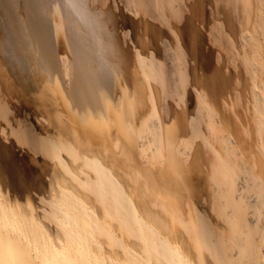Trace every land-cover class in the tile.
I'll list each match as a JSON object with an SVG mask.
<instances>
[{
    "label": "bare ground",
    "instance_id": "1",
    "mask_svg": "<svg viewBox=\"0 0 264 264\" xmlns=\"http://www.w3.org/2000/svg\"><path fill=\"white\" fill-rule=\"evenodd\" d=\"M43 1L0 0V264H264V0H199L188 90L164 0H137L140 19L97 9L121 20L111 32L100 0H58L59 23ZM222 19L233 36L254 25L250 129L222 106L235 76L208 40Z\"/></svg>",
    "mask_w": 264,
    "mask_h": 264
},
{
    "label": "rangeland",
    "instance_id": "2",
    "mask_svg": "<svg viewBox=\"0 0 264 264\" xmlns=\"http://www.w3.org/2000/svg\"><path fill=\"white\" fill-rule=\"evenodd\" d=\"M58 0H44L43 2V4L44 5H46V6H48V7H46V6H44L43 4V6H44V9H42V10H44V12H46V11H48L49 9L48 8H50L51 9V6L52 5H54L56 2H57ZM110 1H111V3H110ZM113 1V2H112ZM117 1V2H116ZM128 1V2H127ZM169 1V2H168ZM197 3H196V2ZM215 1V0H214ZM216 1H218V0H216ZM215 1V2H216ZM226 1H232V2H230V5L232 6V8H234L236 5V1H235V3H234V0H224V2L226 3ZM99 1H97L95 4H99L98 6L97 5H92L91 4V7H90V10L92 11V13H95V14H97V11H99V12H102V13H100L101 15H103L104 16V10H107V12H111L110 14H111V16L113 15V13H115L116 14V16H117V14H120L119 16H117V18H122V14H123V12L122 11H124V13H125V10L128 8V10H127V12H128V14L129 15H131V16H133V17H137V19L139 18H142V16H143V14H141L142 13V10H141V7L138 5V2H137V0H132V2L130 1V0H100V2L98 3ZM131 2V5L129 4ZM137 2V3H136ZM163 2L165 3V7L163 6L164 4H163ZM223 1L222 0H219L218 2H216V4H217V6L219 5L220 6V4H221V7H224L225 5H224V2L222 3ZM53 3V4H52ZM117 3V4H116ZM199 3V0H164V1H162V8H161V5L159 6V5H157V6H159V7H157V6H154V13L156 14V16L158 17V16H160V17H163L164 16V18H161L160 19V17L158 18L159 19V21H158V27L160 26V28H163L164 27V29H165V35H164V41L165 42H163L164 43V45L165 44H167V48L170 50V48H171V52L174 54H178V53H181V52H183V51H185V53L187 54H185L186 56V58L184 57V54H183V57H184V61H185V63L187 62L188 63V68H186L187 70H188V75L189 76H191V74H194V68H195V65H196V61H195V59L193 58V51L195 50V48H196V46L198 45L196 42H197V40L199 39V28H200V26L201 25H199V24H201V23H199L200 21H199V18H200V16H199V12H198V9L199 8H196V7H199V6H197V4ZM104 4V5H103ZM135 6H134V5ZM137 4V5H136ZM222 4L224 5V6H222ZM107 5V6H106ZM130 6V8L131 9H129V6ZM176 5V6H175ZM234 5V6H233ZM112 8L111 10H110V8ZM128 6V7H127ZM194 6H196V7H194ZM93 7V10L91 9ZM108 9H107V8ZM125 7V8H124ZM157 8V11H156V8ZM167 7V8H166ZM184 7V8H183ZM192 7V8H191ZM42 8V7H41ZM48 10H47V9ZM122 8V9H121ZM213 8V7H212ZM98 9V10H97ZM165 9V10H164ZM195 9H197V11L195 10ZM228 9H230V8H228ZM228 9H227V11L226 12H228ZM97 10V11H96ZM101 10V11H100ZM109 10V11H108ZM160 10V12L157 14V12ZM194 10V11H193ZM222 10H223V8H222ZM50 11V10H49ZM46 12V15L48 16L49 15V13L50 12ZM136 11V12H135ZM164 11V12H163ZM263 11H264V8H263ZM105 13V18L107 17L106 15L108 14V13ZM126 12V13H127ZM130 12H131V14H130ZM168 14H167V13ZM170 12V13H169ZM192 12V13H191ZM48 13V14H47ZM136 13V14H135ZM161 13V14H160ZM179 13V14H178ZM50 14H52V13H50ZM100 14H97V20L99 21V23H105V26H106V28H108L109 30H107V31H109V32H111V31H114L113 29H115V24H114V22H117L116 24L117 25H121L120 27H122V24H121V20H119V21H117V18H116V21H113V20H115V16L113 17L114 19L112 20L111 18V20H109V19H105L104 17H103V19H102V16L100 15ZM114 14V15H115ZM160 14V15H159ZM180 14H181V16H180ZM227 14V13H226ZM109 15V14H108ZM139 15H141V16H139ZM165 15L167 16V18L165 17ZM195 15H196V17H195ZM211 15V14H210ZM50 16H52V18H54L53 19V21L54 22H57L58 20H56V17L55 16H53V14L52 15H50ZM139 16V17H138ZM224 16H226V15H224ZM228 16V15H227ZM226 16V18L228 19L229 17H227ZM49 17V16H48ZM110 17V16H109ZM50 18V17H49ZM52 18H51V20H52ZM181 18V19H180ZM194 18V19H193ZM210 18V17H209ZM231 18V17H230ZM157 19V20H158ZM195 19H197L196 21H195ZM227 19H222L221 21L223 22L222 24H223V27L224 28H222L223 29V33L222 32H220L219 31V34H217V36H218V38H217V36L215 37V39L213 38V39H211V37L213 36L214 37V34L215 33H218V31L217 32H212L213 33V35H211L212 33H210L209 34V41H210V43L212 44L211 46L213 47L214 45H216V43L214 44V40H216V42H217V48H216V46H214L213 47V49L214 48H216L215 49V55H217V56H215L216 57V59H217V61H219L217 64H219L218 66H222V68H223V72H224V74L227 76V75H229L230 77L231 76H235V77H233V79H232V82H233V86H232V88L230 89V91L229 92H227L226 94H225V96H224V101H225V104H223L222 106H223V109L225 110V112H227L226 114L228 115H232V117H235L236 119H238L237 121L238 122H241L242 124H243V126L244 127H248V125H250V127H248L249 129L252 127L251 126V120H253V119H250V116L252 115V117L251 118H253V115H254V107H252V106H254L253 104H254V97L252 96V94H251V89H250V86L248 87V85L246 86V82L247 81H245V79L247 80V77H245V76H251V72L249 73L248 71H244L245 70V68H242V66H243V56L245 55V53H246V51L247 50H249V48H250V46H249V39H251V35H253L254 36V25L252 26V25H250V26H246V25H243V24H240V23H238L237 22V24L236 25H239V26H237V28H239V30L237 29V33H241V35L242 36H244V37H242L240 34H234V36L232 35L233 33H235L234 32V30H233V32H231L230 31V29L227 31V24H225L224 22H227L226 20ZM56 20V21H55ZM95 20V19H94ZM161 20H163V21H161ZM60 21V20H59ZM59 21H58V23H59ZM79 21H81V19L79 20ZM111 21H113V23H111V26H110V22ZM192 21V22H191ZM81 22H83L82 24H80V27L83 29V28H85L86 27V25L84 24V21L82 20ZM92 22H93V20H92ZM118 22H120V24L118 23ZM160 22H161V24H160ZM162 22H163V24L165 25V26H163V24H162ZM72 23V24H71ZM107 23V24H106ZM67 25H65V21H61L60 22V24L59 25H62V26H64V27H67V28H69L70 26V29L72 28V26H76V22L74 23V21H72V22H70V25L68 24V23H66ZM93 24H95V23H93ZM85 25V26H84ZM101 25V24H100ZM161 25H162V27H161ZM241 25H242V27H241ZM84 26V27H83ZM119 26H117L118 28V32L120 33L121 32V30H122V28H120ZM176 26V27H175ZM196 26H198V27H196ZM112 27H113V29H112ZM165 27H168V29L167 28H165ZM183 27V28H182ZM195 27V28H194ZM241 27V28H240ZM87 28V30L89 29V31H91L90 30V28L89 27H86ZM86 28L84 29V30H82L81 29V31H86ZM211 28V27H210ZM249 28V29H248ZM251 28V29H250ZM263 28H264V26H263ZM262 28V29H263ZM141 29H142V27H141ZM140 29V30H141ZM194 29V30H193ZM225 29V30H224ZM243 29V30H242ZM245 29H246V31L248 32H246L245 31ZM253 29V30H252ZM252 30V31H251ZM79 32V34H80V36H84L83 38H84V40H86V41H88V42H90L89 40H91V43H92V38H93V36H94V34L91 32V34H90V32L89 31H87V32H89V33H85V32ZM180 31V32H179ZM214 31V30H213ZM225 31H226V33H225ZM263 31V33H264V29L262 30ZM132 33H133V31H131ZM141 32H142V30H141ZM83 33V34H82ZM183 33V34H182ZM243 33V34H242ZM262 32L261 33H256V35L258 36V38H259V41L261 42V43H263L264 44V34H263ZM88 34H90V35H88ZM93 34V35H92ZM120 34H122V36H123V32H121ZM134 34V33H133ZM222 34V36H220ZM261 36V34H262V38L259 36V35ZM132 35V34H131ZM178 35V36H177ZM216 35V34H215ZM226 35V36H225ZM229 35V36H228ZM242 38V39H239V36ZM250 35V36H249ZM99 36V35H98ZM167 36V37H166ZM198 36V37H197ZM221 37V39H222V45L225 43V41L226 42H228V43H225L224 45H225V47L224 46H221V44H219L221 41H219L220 40V37ZM236 36V37H235ZM81 37V38H82ZM91 37V38H90ZM226 38V39H224L225 41H223V38ZM230 39H229V38ZM232 37V38H231ZM233 37H235V38H237L236 40H234L235 38H233ZM247 37V38H246ZM249 37V38H248ZM166 38V39H165ZM218 40H217V39ZM228 38V39H227ZM191 39V40H190ZM211 39V40H210ZM233 39V40H232ZM248 39V40H247ZM179 40V41H178ZM228 40V41H227ZM240 40V42L238 43V41ZM213 41V42H212ZM219 41V42H218ZM232 41V42H231ZM247 41V42H246ZM181 44H180V43ZM184 42V43H183ZM186 42V43H185ZM195 42V43H194ZM243 42H244V44H243ZM161 43V42H160ZM162 43V44H163ZM179 43V44H178ZM183 43V44H182ZM193 43V44H192ZM93 44V43H92ZM168 44L170 45L169 47H168ZM214 44V45H213ZM241 44V45H240ZM246 44V45H245ZM185 45H187V47H189V48H186V46ZM195 45V46H194ZM229 45V46H228ZM94 46V45H93ZM97 46V45H96ZM160 46H161V48H162V45L160 44ZM178 46H180V47H178ZM184 46V47H183ZM219 46H221V47H219ZM241 46V47H240ZM247 46V47H246ZM176 49H175V48ZM178 47V48H177ZM240 47V48H239ZM179 48H183L182 50H180ZM226 48V49H225ZM238 48V49H237ZM244 48H246V49H244ZM173 49V50H172ZM188 50V51H186V50ZM180 50V51H179ZM220 50H222V51H220ZM224 50V51H223ZM175 51V52H174ZM179 51V52H178ZM219 51V53L221 54V56L223 57V62H224V64L222 63V61H220V60H222L221 58V56H220V54L218 53L217 54V52ZM170 52V53H171ZM178 52V53H177ZM192 52V54H190ZM227 52V53H226ZM229 52V53H228ZM243 52H245V53H243ZM169 53V54H170ZM171 53V54H172ZM241 53V54H240ZM219 56L221 57V58H219ZM242 56V57H241ZM225 57V58H224ZM232 58V59H231ZM187 61H186V60ZM190 61V62H189ZM192 62V63H191ZM223 64H221V63ZM193 64V65H192ZM227 64V65H226ZM240 64H242V66L240 65ZM191 66V67H190ZM194 66V67H193ZM244 67V66H243ZM193 68V69H192ZM191 70H193L192 72H190ZM225 70V71H224ZM254 70V71H253ZM253 72H255L256 73V70L253 68L252 69V74H253ZM242 73H243V75H242ZM233 74V75H232ZM250 74V75H249ZM194 76V75H193ZM193 76H191V77H189L188 79V81H187V84L189 85V83H191V85H192V83H193V80H194V77ZM248 77V78H249ZM232 78V77H231ZM245 78V79H244ZM241 82H243V83H241ZM187 84H186V86H187ZM244 84V85H243ZM191 85H189V86H187V88H186V90H188V87H191ZM257 85V86H256ZM254 90L256 91V92H258V93H260V92H262V90H261V86L258 88V86H259V84H258V82H256V83H254ZM256 86V87H255ZM184 89V88H183ZM190 89V88H189ZM258 89V90H257ZM186 90L184 89V91H183V94H185L186 93ZM260 91V92H259ZM241 92V93H240ZM250 93V94H249ZM182 94V98H184L183 95ZM186 95H187V93H186ZM185 95V96H186ZM186 98H188V95H187V97H185V99H184V101L185 102H188V103H185V104H187V107H186V105H184L183 103H180V102H183L181 99H180V101H179V99L177 100L178 102H176L175 103V106L177 107V105H181V109L180 110H178L179 108L177 107V111H179V112H182L183 110V107L185 106L186 108H188V106L189 105H194V102H193V104H192V101L190 102L189 100L187 101V99ZM250 99V100H249ZM253 100V101H252ZM179 103V104H178ZM224 103V102H223ZM189 104V105H188ZM183 106V107H182ZM184 107V108H185ZM190 107V106H189ZM192 107V106H191ZM190 107V108H191ZM193 108V107H192ZM216 109H217V107H216ZM193 110V109H192ZM178 112V113H179ZM215 112H216V110H215ZM217 112H218V110H217ZM216 112V113H217ZM207 114V113H206ZM204 115L205 117H207V119L203 116V119L205 120V121H208V116L209 115ZM160 116H163V115H160ZM178 116V115H177ZM179 116H181V115H179ZM183 116V115H182ZM181 116V117H182ZM184 116H187V117H183L185 120L186 119H188V115H184ZM203 120V121H204ZM204 121V122H205ZM244 123H243V122ZM251 123H249V122ZM207 122H205V124H206ZM247 123H249V124H247ZM204 124V125H205ZM246 125V126H245ZM206 128V127H205ZM195 148V150L194 151H196V145H195V147L193 146L192 147V149H194ZM191 148H189V150H188V152L189 151H193V150H190ZM202 149H204V148H202ZM193 151V152H194ZM190 153V152H189ZM193 156V155H192ZM194 158V157H193ZM197 159V158H196ZM205 162H206V160H205ZM254 197V196H253ZM253 197L251 198V201L252 202H254L255 203V201L257 200L258 202L260 201L259 200V198L256 196V197H254V199L255 200H252L253 199ZM256 201V202H257ZM262 216H264V213H263V215ZM261 216V217H262ZM261 217H260V219H261ZM262 219H263V222H264V217H262ZM262 219L260 220L261 222H262ZM259 221V222H260ZM260 223L261 225H262V228H264V223Z\"/></svg>",
    "mask_w": 264,
    "mask_h": 264
}]
</instances>
